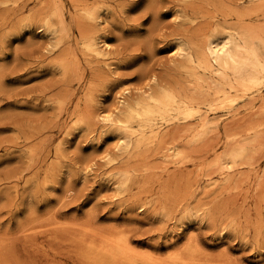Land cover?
Instances as JSON below:
<instances>
[{
	"label": "rangeland",
	"instance_id": "obj_1",
	"mask_svg": "<svg viewBox=\"0 0 264 264\" xmlns=\"http://www.w3.org/2000/svg\"><path fill=\"white\" fill-rule=\"evenodd\" d=\"M84 6L94 19L82 18ZM57 8L67 30L56 14L44 22ZM217 15L205 0H0V176L23 174L0 187V235L34 244L24 257L91 264L84 238L123 233L159 260L194 246L217 263L264 264V130L243 132L264 122V86L205 109L212 125L191 144L196 119L162 125L169 142L126 150L128 135L97 117L119 115L120 98H139L154 76L185 83L179 48L205 40ZM82 27L106 48L100 55L84 51ZM233 131L253 147L221 169L215 157L231 149ZM169 143L187 156L171 155Z\"/></svg>",
	"mask_w": 264,
	"mask_h": 264
},
{
	"label": "bare ground",
	"instance_id": "obj_2",
	"mask_svg": "<svg viewBox=\"0 0 264 264\" xmlns=\"http://www.w3.org/2000/svg\"><path fill=\"white\" fill-rule=\"evenodd\" d=\"M205 3L208 6L212 5L216 8L218 13L217 21L220 23L217 22L216 26L213 27L207 38H204L205 40H199L200 42H187V45L184 44V47L181 46V48H179V55L182 57V59L180 58L182 60L180 68L187 76H189L190 79L194 80L193 84H187L189 78L184 81L185 83L179 82L177 84H172L167 81L164 83L154 76L151 79L155 81L154 88L153 86L151 88L152 90L148 88L151 91L145 90L143 95H139L140 97L133 101H126V99H123L122 97L120 98V103L119 101L118 103H122L121 105H123V107L119 106L120 108L122 107L119 109V115L115 117L112 113L107 114L104 112L97 116L106 124L109 123L112 125L116 123L118 125V129L128 135L129 138L126 141H124L125 138L121 137V140L124 141L123 147H125L126 150L139 149L143 146H147L153 141H157L159 144L162 143L165 140L162 125H167L174 120H184L190 122L191 120L196 119V124L188 128L187 131L190 136V144L199 142L205 138L212 125V121L207 117V114L204 113L205 109H216L217 104H222L226 100L230 104L229 100L231 101L232 97H234L229 95L232 91L241 90L254 92L262 90V87L264 86V0H205ZM55 10L56 11L54 13H51L44 18V22L46 25L52 26L53 22L51 16L52 14H56L61 25L60 27L63 29L67 26L66 16L60 8ZM81 10L83 19L95 18L94 8L84 6ZM229 20L233 21L230 22ZM205 25L204 27L206 28ZM65 30H67V28H65ZM80 30L83 31L82 42L84 51L95 52L100 55L102 53V49L106 50V48L98 46V42L90 32V29L89 32L83 30V27ZM234 94H236V92H234ZM262 100H264V98ZM224 105L226 104L224 103ZM80 120L84 123L87 122L85 117ZM180 128L177 129L180 130ZM263 130L264 122H258L257 124L247 125L243 129V132L247 133V135L254 134L256 135L255 137H259L258 135H260ZM181 131L183 132V130ZM176 132H178V130ZM233 132H227L226 134L227 141L229 140L234 142L232 143L233 145L231 146V149H227L226 152L215 157L214 163L221 167V169L226 168L228 170L230 167V165H223L222 161L225 158L233 161L243 159L248 155L249 151L253 147V145L249 142L250 139H248V142L243 140V142H241V137L239 138L240 132ZM170 138L172 139L173 137ZM170 138L165 141L168 140L169 142ZM257 140L259 141L260 138H254L253 144H255ZM166 149L169 150L171 155L176 158H181V156L184 155L182 153L184 150H180L174 143H169ZM184 156H187V154ZM22 175H18L13 172L5 173L0 176V187L3 184L19 180ZM131 178V173H124L123 182H128ZM14 184L16 185V183ZM1 196L2 195H0V198ZM174 202L175 201L173 200L172 203L174 204ZM3 204L1 208L4 207ZM171 207L174 206L172 205ZM170 208L168 207V210H170ZM92 234L91 237L83 239L85 245L82 253L91 261V264H222L217 263L214 260H210L207 256L203 255L199 248L194 246H189L184 251H177L171 255L169 254L170 256L168 259L159 260V258L156 259L149 254H139L138 251L134 250V246L126 234L113 233L114 235L105 236L98 234L102 237H97L98 235L96 232V235H93V237ZM29 236L31 235L25 237L28 242L29 239L27 238H29ZM15 244L16 243L12 241L11 238H8V236L5 237L4 235H0V264H38L37 261L33 259L30 260L28 259L29 257L26 258L23 256L24 254H28L32 251L31 248L34 244L32 245L31 242H26L23 249L18 248V246H16L17 244ZM42 247L40 250L44 251ZM33 258L35 257L33 256Z\"/></svg>",
	"mask_w": 264,
	"mask_h": 264
},
{
	"label": "snow or ice",
	"instance_id": "obj_3",
	"mask_svg": "<svg viewBox=\"0 0 264 264\" xmlns=\"http://www.w3.org/2000/svg\"><path fill=\"white\" fill-rule=\"evenodd\" d=\"M147 23V22H146ZM133 34H135V30H132V31H130L129 33H128V35H133ZM15 41H13V43H14Z\"/></svg>",
	"mask_w": 264,
	"mask_h": 264
}]
</instances>
